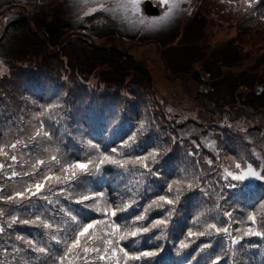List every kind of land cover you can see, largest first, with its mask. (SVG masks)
Returning a JSON list of instances; mask_svg holds the SVG:
<instances>
[{
	"label": "trees",
	"instance_id": "trees-1",
	"mask_svg": "<svg viewBox=\"0 0 264 264\" xmlns=\"http://www.w3.org/2000/svg\"><path fill=\"white\" fill-rule=\"evenodd\" d=\"M47 2L48 0H0V13L23 8L19 12L21 15L11 20L0 36V55L6 58L16 57L10 63L1 60L4 64L0 67V149H3L0 151V227L4 228L0 233V264H56L55 257L64 253L65 245H57L51 240V235L68 239L74 238L75 231L70 218L60 211L61 208L71 211L83 224L94 219L104 220L103 209L106 205L115 208L125 204H131V207L118 212L117 217H108L122 228L133 225L135 217L144 214L146 207L149 208L146 219L136 226H149L152 220L167 216L168 211L174 209L161 239L156 238L161 235L160 230L152 229L148 233L120 241L119 244V247L130 254L159 251L160 248L163 251L156 257L140 260H124L122 253L113 258L110 253L103 251L102 233L107 230L100 225L95 230L98 239L88 244L90 249L93 246L101 249L99 255L91 251L84 253L79 249L69 256L71 264H115L117 258L120 259V264H211L217 256L221 257L220 264H264L262 237H245L237 245H231L229 236L215 231L210 235L188 237L189 230L203 231L205 223L228 227L232 236L242 235L250 226L264 232V180L252 177L243 181H235L231 177L224 179L225 169L222 167L240 163L241 169H237V173L233 172L239 175L251 164L255 171L264 174V170H258L260 167L264 169V162L256 160L253 145L247 143L236 129L218 124L224 117L235 121L244 116L245 110L238 108L235 101L228 102L231 108L218 112L219 121L215 119V112L209 111L213 121L212 129L220 132L219 135L193 120L188 123H192L196 130L190 133L185 126L187 123L179 126L171 123L165 110L160 107L161 101L149 78L146 84H141L140 79L132 78L129 81L114 80L116 84L111 82L96 85L91 76L94 71L103 68L100 70L102 75L119 72L118 61L122 58L130 61L132 56L114 46H98L95 39L111 40L115 36L122 37L120 35L125 31L124 38L134 40L135 34L129 32L130 29H127L124 22L121 25L122 22L114 20V24L111 18L94 23L87 20H64L62 15L72 14L70 0H50L46 5ZM57 2H60L58 8L51 11L50 7ZM95 2L112 3L106 8L109 10L117 9L119 0ZM199 2L204 3L206 16L212 17L210 19L232 26L236 32L248 37L244 40L239 37L240 45L255 48L264 45V38H261V32H264V0H256L250 8L245 0ZM63 3L64 10H61ZM42 6L48 14V20L45 22L43 18L39 30L33 29L35 22L32 17L34 12L39 14ZM130 17L128 15L127 21L132 20ZM136 17L139 32L149 18L138 13ZM184 21L182 16V22ZM57 24H61L58 30L63 28V33L55 32ZM142 37L138 38L147 41ZM67 47L82 50L83 60L78 61L81 68L79 72L74 65L71 66V54L64 53L70 49ZM110 53L115 57L110 58ZM77 59L81 58L77 55ZM134 70L142 77L148 74L139 67ZM60 71L68 72V77L61 75ZM123 88L128 95L127 99L122 95ZM203 104L208 110V103ZM199 126L203 129H198ZM210 131L215 140H208ZM37 132L40 133L38 136ZM45 132L50 135L45 136ZM133 134L134 140L129 141L128 138ZM125 141L131 145L130 148L121 147ZM12 144H16V147L13 148ZM91 144H99L100 152L120 160L158 151L160 155L155 165L151 164L149 158L150 166L158 175L148 174L134 164H128L124 168L104 164L97 170L94 164L98 162L99 152ZM218 144H222V148ZM113 147L117 149V153L111 152ZM211 150L219 151V154L214 155ZM223 150L239 159L230 157L229 162ZM13 155L17 157L16 161L11 160ZM27 155H32V162ZM52 156H56V160H52ZM89 159L94 164L89 166L87 173L79 174L76 179L63 184L47 181L42 191L32 196L30 202L28 199L17 200L15 203L6 202V197L25 187L14 188L11 186L13 183L20 182V186L26 180V185H31L42 181L45 175H66L61 171L63 165L77 161L86 163ZM37 160H43L44 163L37 164ZM215 161L217 163L214 165ZM23 170H28L29 175L21 172ZM13 171L18 175L12 177ZM27 176H32L33 179L28 180ZM185 177L189 181L195 177L192 188L174 184L172 192L167 191L168 184L184 180ZM177 187L182 190L174 206L149 207L158 195H168L175 199ZM61 189L64 191L61 192ZM98 191L103 196H96L94 200L80 204L75 202L81 195ZM226 212L231 213V216H225ZM249 213L254 215L255 225L248 220ZM34 215H41L43 219L49 220L53 228L49 230L39 224L23 225L18 222L9 227L11 216L34 219ZM57 227L66 232H56ZM17 236L36 240L41 246L47 244L51 255L30 251L27 244L16 240ZM181 240L188 243L189 247L179 250ZM206 244L209 247L204 248ZM100 255L106 258L101 260Z\"/></svg>",
	"mask_w": 264,
	"mask_h": 264
},
{
	"label": "rangeland",
	"instance_id": "rangeland-1",
	"mask_svg": "<svg viewBox=\"0 0 264 264\" xmlns=\"http://www.w3.org/2000/svg\"><path fill=\"white\" fill-rule=\"evenodd\" d=\"M143 1L145 0H139V12H137L139 15H145L142 7ZM49 2L50 0L45 4L47 5ZM152 2L161 9V15L149 18L144 28L138 32L139 21L136 13L130 10L118 7L117 9L105 10L112 3L94 2L81 6L76 0H70L69 4L73 9L72 14L68 16L65 13L61 16L62 19L70 22L87 20L94 23L105 22L111 18L113 22L114 20L122 22L121 25L124 22L127 29H130L129 32L136 36V39L128 40L124 38L125 31H122L123 33L120 35L122 37L115 36L111 40L95 39L96 45L117 47L124 53L130 54L132 59L128 61L122 58L120 62L118 61L119 72H107L102 75L100 70L103 68L94 71L91 75L93 82L96 85H102L103 83L111 84L117 79L129 81L135 78L136 80L140 79L141 84H146L149 82V78L156 96L161 101L160 107L165 110L171 123L176 126L187 123L185 126L190 133L196 130L192 123H188L192 120L215 132L212 129L213 121L209 111L215 112L214 114L217 115L215 119L217 120L218 112L230 110L231 107L227 103L235 101L238 108L242 107L245 110L244 116H240L235 121H230L224 117L222 121L217 120L219 121L218 124L228 125L232 129H236V132H239L247 143L253 145L252 150L256 160L264 162V45L258 46V48L240 45L239 37L242 40L248 37L242 36L238 31L236 32L232 26L223 25L219 20L210 19L212 17L206 16L205 5L199 0H181L179 7L173 8L168 20L157 25H150L149 21L158 20L167 10L165 5L159 3V0ZM59 4L60 2H57L51 6V11L56 10ZM63 5L64 3L61 10H64ZM90 8H95V11L89 12ZM20 11H23V8L19 10L9 9L7 12L2 11L0 13V36L9 22L21 15ZM86 12L89 14L85 15ZM45 14L44 6L39 9V14L34 12L32 17V21L35 22L33 29L39 30L43 18L47 22L48 14L46 17ZM128 15H131L130 19L132 20L127 21ZM182 16L185 18L184 22H182ZM61 24H57V27L54 28L55 32H64L63 28L58 30ZM251 32L258 33L259 31ZM138 33L140 34L138 35ZM139 36H143L142 38H146L147 41L140 40ZM261 38H264V32H261ZM51 49L54 50V48ZM66 52L71 54V66L74 65L79 72V62L83 60L82 50L73 47L64 53ZM77 55L81 59H77ZM108 56L110 58L115 57L111 53ZM15 59L16 57L6 58L0 55V67L4 64L1 63V60L10 63ZM44 60L42 57V61ZM60 65L62 66L61 63ZM137 67L145 70L148 73L147 76L142 77V75L137 74V71L134 70ZM60 74L64 77L69 75L68 72L63 73L62 71ZM5 80L10 83L8 79L5 78ZM149 87L147 86V88ZM255 94L258 97H255ZM122 95L124 98H128L125 89L122 91ZM203 103H208V110L203 107ZM202 126H199L198 129H203ZM177 131L180 132L181 130ZM211 131L209 141L215 140L211 137ZM215 133L220 134V132ZM220 141L222 140L220 139ZM218 147L222 148V144H218ZM210 148L211 146L208 149ZM212 152L214 155L219 154V151ZM223 152L227 154L226 159L228 161L230 157L239 159L232 154V156L228 155L227 150H223ZM31 156L27 155L32 162ZM259 157L261 159H258ZM210 161L208 158V162ZM216 163L217 161L214 162V165ZM222 167L231 172L237 171L235 166ZM260 168L258 170H264ZM21 172L26 173L28 170ZM27 178L28 180L33 179L32 176H27ZM18 184L20 182L13 183L11 186L23 189V186H26V180L23 181L22 185L18 186Z\"/></svg>",
	"mask_w": 264,
	"mask_h": 264
},
{
	"label": "snow or ice",
	"instance_id": "snow-or-ice-1",
	"mask_svg": "<svg viewBox=\"0 0 264 264\" xmlns=\"http://www.w3.org/2000/svg\"><path fill=\"white\" fill-rule=\"evenodd\" d=\"M95 0H77L78 5L84 6L89 3H94ZM181 0H159L160 4L165 5L166 11L164 14L158 19V20H152L149 21L150 25H157L160 24L166 20H168L173 12V8L179 7ZM247 3V6L250 8L252 5L256 2V0H245ZM103 6V5H101ZM118 8H122L125 10H130L133 13L139 12V0H119V3L116 5ZM108 10V9H105ZM95 11V8H90L89 12ZM89 13L86 12L85 15H88ZM143 22V21H142ZM42 127V125H41ZM143 127V125L141 126ZM40 133L37 132L36 135L38 136ZM45 136H49L50 134L45 132ZM135 137V134L130 136L128 138L129 141H133ZM16 143H19L17 141ZM92 148L96 149L99 152L98 162L94 164V161L89 159L86 163L82 162H73L70 164H66L62 166L61 171L63 173H66V175H45L40 182H36L31 185H26L23 190L14 192L13 195H9L6 197V202L15 203L17 200H24L28 199L29 202L31 201L32 196H36L38 193L42 191V189L45 187V184L47 181H55L57 184H63L65 182H69L73 179H76L79 174L87 173L89 166L94 164V167L98 170L100 166L104 164H111L116 165L118 167L124 168L128 164H134L139 165L140 168H142L146 173L151 175H158L157 172L153 170V167L149 164V158H151V164L155 165L157 163V157L160 155L158 151H152L148 152L146 155H137L134 158L126 159V160H120V159H114L112 155L106 154L105 152L99 151V144H91ZM12 147L15 148L16 144H12ZM121 147H127L130 148L131 145L128 143V141H125L124 144L121 145ZM3 149H0L2 151ZM112 153H117V149L113 147L111 149ZM17 157L15 155L11 156L12 161H16ZM52 160H56V156H52ZM37 164H43V160H37ZM2 167V165H0ZM236 169H241V164L236 163L235 164ZM25 175H29V173H24ZM12 177H15L18 175L16 171L12 172ZM231 177L232 180L235 181H243L249 177L255 178L257 180H264V174L257 172L253 169L251 164L247 165V170L244 171L241 174H235L231 171H229L227 168L224 170V179H228ZM195 182V177L192 178L191 181L188 180L187 177H185L184 180H177L173 181L172 183L168 184L167 191L172 192L173 185H186L188 189L193 187V184ZM182 190L181 187H177V196L175 199L170 198L168 195H158L154 200L151 201V207L152 205L156 206L157 208L163 207L165 205L168 206H174L179 199V192ZM61 192L64 191V189L60 190ZM71 196V193L68 194ZM96 196H103V193L96 192L91 195L84 194L79 197L75 202L80 204L84 201L88 200H94ZM47 199V197H45ZM49 203H52V201H48ZM131 207V204H125L123 207H112L111 205H106L103 209V214L105 216L104 220H91V222L83 223L77 219L76 215H73L71 211L66 210L64 208H61L60 211L64 213L65 216L69 217L72 222V228L74 231V238H68V239H60L57 237L56 234L51 235V240L55 241L57 245L64 244L65 245V251L62 255H57L55 257L56 264H71V260H69V256L73 254L76 250L82 249L84 253H88L89 251L97 253L99 255L101 249L93 246L91 249L88 247V244L98 239V237L95 235V230L99 229L100 225H103L104 229L107 231L102 233V243L104 245L103 251L105 253H110L113 258H116L118 253H122V258L124 260H140L145 257H156L159 255V252H162L163 249L160 248L159 251H143L139 252L138 254H130L128 251H125L123 247H119L120 241H123L125 239H128L129 237H137L143 233H148L152 231V229H158L161 232L160 236H157V239H161L163 236V230L168 227L169 221L173 215V210H169L167 213V216H164L162 218L154 219L150 222L149 226H136L138 222L144 221L146 219V215L149 211V208L146 207L144 209V214L137 215L135 217V221L133 222V225H129L126 227H123L115 222L114 220H109L108 217H117L118 212L126 211L127 208ZM225 216H231V213L226 212L224 214ZM248 220L251 222L252 225H255L256 220L253 214L249 213ZM199 220V217L197 218ZM20 223L23 225H30V224H39L44 229H52L53 225L49 222V220L43 219L41 215H34V219H24L20 218L18 216H11L9 227H11L13 224ZM195 223V221H194ZM91 230V231H90ZM4 231L3 227H0V233ZM65 231L64 229H60L59 227L56 228V232ZM212 231H215L217 234L224 233L225 235L230 237L231 245H237L240 244L241 241L245 237H262L264 238V232L258 231L255 227L250 226L246 230H244L242 235L238 236H232L229 232L228 227H221L218 226L216 223H205L204 230L198 231V232H192L191 230L188 231V237H201L205 235H210ZM239 231V229L237 230ZM16 240L21 241L22 243H25L29 246L30 251L41 254V255H51V251L47 244L44 246H41V243L32 240V239H26L24 236H17ZM83 241V242H82ZM189 247V244L186 243L184 240H181L179 243V250H183ZM209 247V245H204V248ZM203 250V249H202ZM235 254V253H233ZM101 260H104L106 257L104 255H100L99 257ZM221 257L217 256L211 264H220ZM115 264H120V259L117 258L115 261Z\"/></svg>",
	"mask_w": 264,
	"mask_h": 264
},
{
	"label": "water",
	"instance_id": "water-1",
	"mask_svg": "<svg viewBox=\"0 0 264 264\" xmlns=\"http://www.w3.org/2000/svg\"><path fill=\"white\" fill-rule=\"evenodd\" d=\"M143 6H144V9H145V12L148 14V15H158L160 13L158 7L154 6L153 3L149 0L145 1L143 3Z\"/></svg>",
	"mask_w": 264,
	"mask_h": 264
}]
</instances>
